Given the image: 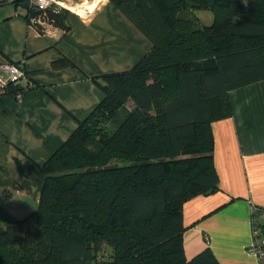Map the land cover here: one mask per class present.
Returning <instances> with one entry per match:
<instances>
[{
    "label": "trees",
    "instance_id": "trees-1",
    "mask_svg": "<svg viewBox=\"0 0 264 264\" xmlns=\"http://www.w3.org/2000/svg\"><path fill=\"white\" fill-rule=\"evenodd\" d=\"M11 2L28 21L40 12ZM108 2L151 48L93 78L103 97L41 165L35 211L0 208V264H220L209 247L186 258L183 205L218 189L213 123L231 115L229 91L264 80V0ZM67 12L45 15L64 30Z\"/></svg>",
    "mask_w": 264,
    "mask_h": 264
},
{
    "label": "crops",
    "instance_id": "crops-1",
    "mask_svg": "<svg viewBox=\"0 0 264 264\" xmlns=\"http://www.w3.org/2000/svg\"><path fill=\"white\" fill-rule=\"evenodd\" d=\"M88 1V17L68 11L65 29L47 32L31 25L24 8L0 0V62L19 63L26 72L20 99L0 95V193L10 192L0 208L17 219L37 208L41 165L102 99L93 78L131 68L151 48L108 0ZM196 13L211 22L210 12ZM228 95L231 115L213 123L218 189L184 203V254L189 259L209 247L220 264H264L251 249L252 210L264 207V80Z\"/></svg>",
    "mask_w": 264,
    "mask_h": 264
},
{
    "label": "built area",
    "instance_id": "built-area-1",
    "mask_svg": "<svg viewBox=\"0 0 264 264\" xmlns=\"http://www.w3.org/2000/svg\"><path fill=\"white\" fill-rule=\"evenodd\" d=\"M87 1L88 0L83 2L74 0H29L30 5L39 9L41 12H39L37 16H32L30 23L33 27L39 25L41 30L50 32V27L54 26V24L49 21L45 15L47 7L56 4L80 17H88L92 12L93 7H91V2L87 3ZM24 78H26V72L19 63L11 61L0 62V95L10 92L9 90L12 86L19 85L20 81ZM30 85L31 84L29 83L28 86ZM20 87V89L12 93L16 99L22 97L24 89L26 88L22 86ZM252 211L254 241L251 245V249L258 255L260 261L264 262V231H261V228L257 223V217L259 215L264 216V207L255 206Z\"/></svg>",
    "mask_w": 264,
    "mask_h": 264
},
{
    "label": "bare ground",
    "instance_id": "bare-ground-1",
    "mask_svg": "<svg viewBox=\"0 0 264 264\" xmlns=\"http://www.w3.org/2000/svg\"><path fill=\"white\" fill-rule=\"evenodd\" d=\"M89 2V1H88ZM91 4V3H90ZM79 9V8H78Z\"/></svg>",
    "mask_w": 264,
    "mask_h": 264
}]
</instances>
